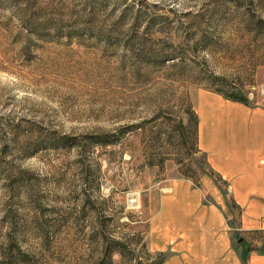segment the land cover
Masks as SVG:
<instances>
[{
	"label": "rangeland",
	"instance_id": "rangeland-1",
	"mask_svg": "<svg viewBox=\"0 0 264 264\" xmlns=\"http://www.w3.org/2000/svg\"><path fill=\"white\" fill-rule=\"evenodd\" d=\"M203 93L264 105V0H0V264H68L93 224L157 262L162 202L212 172Z\"/></svg>",
	"mask_w": 264,
	"mask_h": 264
},
{
	"label": "crops",
	"instance_id": "crops-1",
	"mask_svg": "<svg viewBox=\"0 0 264 264\" xmlns=\"http://www.w3.org/2000/svg\"><path fill=\"white\" fill-rule=\"evenodd\" d=\"M200 145L221 186L180 181L162 202L149 245L163 264H264V105L203 93Z\"/></svg>",
	"mask_w": 264,
	"mask_h": 264
},
{
	"label": "trees",
	"instance_id": "trees-1",
	"mask_svg": "<svg viewBox=\"0 0 264 264\" xmlns=\"http://www.w3.org/2000/svg\"><path fill=\"white\" fill-rule=\"evenodd\" d=\"M232 99L240 100L241 98L236 97L235 95H231ZM215 173L213 170L210 173ZM216 178L221 180L220 176L216 173ZM85 218L88 220L91 218L89 214H83ZM112 219V218H111ZM80 226V233L83 237H86L89 247L82 251L79 256L73 257V261H68V264H112L113 256L115 254V250H121V244L118 242H112L113 240L109 239V235L113 236V233L110 232L103 224H93L90 226ZM88 228V229H87ZM87 229V230H86ZM111 241V243H109ZM142 247L146 248V244L144 243ZM122 251V250H121ZM122 259H125V255L122 251ZM127 256V255H126ZM157 262L154 264H163L166 256L165 254L158 253L156 254ZM50 257H45L41 255L40 260L35 257H29L28 255H22L16 261H13L14 264H33L40 261L50 260ZM13 264V263H11Z\"/></svg>",
	"mask_w": 264,
	"mask_h": 264
},
{
	"label": "bare ground",
	"instance_id": "bare-ground-1",
	"mask_svg": "<svg viewBox=\"0 0 264 264\" xmlns=\"http://www.w3.org/2000/svg\"><path fill=\"white\" fill-rule=\"evenodd\" d=\"M133 196H136V195H133ZM131 200V201H130ZM129 201L131 202V203H134V202H136V203H138L139 204V199H138V195H137V197L136 198H133L132 197V199H130ZM135 204V203H134ZM137 205V204H136Z\"/></svg>",
	"mask_w": 264,
	"mask_h": 264
},
{
	"label": "built area",
	"instance_id": "built-area-1",
	"mask_svg": "<svg viewBox=\"0 0 264 264\" xmlns=\"http://www.w3.org/2000/svg\"><path fill=\"white\" fill-rule=\"evenodd\" d=\"M261 231L263 232V234H264V217H263V219H262V224H261Z\"/></svg>",
	"mask_w": 264,
	"mask_h": 264
}]
</instances>
